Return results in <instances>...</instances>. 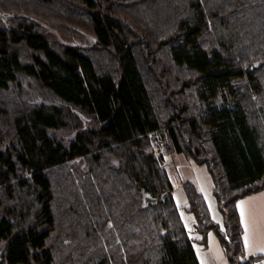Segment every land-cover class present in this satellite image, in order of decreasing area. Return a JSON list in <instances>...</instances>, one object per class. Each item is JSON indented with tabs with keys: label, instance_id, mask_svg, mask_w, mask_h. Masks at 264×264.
<instances>
[{
	"label": "trees",
	"instance_id": "16d2710c",
	"mask_svg": "<svg viewBox=\"0 0 264 264\" xmlns=\"http://www.w3.org/2000/svg\"><path fill=\"white\" fill-rule=\"evenodd\" d=\"M31 8L95 45L57 49L15 13ZM154 143L206 168L222 224L186 182L197 231L249 264L237 203L264 189V0H0V264H203Z\"/></svg>",
	"mask_w": 264,
	"mask_h": 264
},
{
	"label": "rangeland",
	"instance_id": "374dc122",
	"mask_svg": "<svg viewBox=\"0 0 264 264\" xmlns=\"http://www.w3.org/2000/svg\"><path fill=\"white\" fill-rule=\"evenodd\" d=\"M15 13H18L17 17H21L22 20L28 19L36 23L41 32H43L50 39L52 44L57 49L72 46L90 50L95 45V38L88 29L65 20H60L57 16L48 11L42 12L31 8L21 10L15 9ZM17 49L20 51L23 58L24 56L29 55L25 46L20 45ZM157 144L154 143L153 148L157 155L160 156L163 154L164 166L168 171L169 177L175 189L174 191L180 188L182 190L183 184L186 182H191L199 186V179L201 183H204L205 180L207 182L209 181L207 176L210 177V175H208L209 173L204 166L197 165L193 162V160L187 159L182 154L166 153V149L163 146L162 148L156 147ZM197 173L200 176L199 179L197 178ZM215 221L220 225L222 224L221 214L220 218H216ZM195 247L204 262L203 264H206V261H204L202 257L203 254H208L209 260L212 264H229L225 251L214 231H210L207 234L205 243L196 242Z\"/></svg>",
	"mask_w": 264,
	"mask_h": 264
},
{
	"label": "crops",
	"instance_id": "0c3cea01",
	"mask_svg": "<svg viewBox=\"0 0 264 264\" xmlns=\"http://www.w3.org/2000/svg\"><path fill=\"white\" fill-rule=\"evenodd\" d=\"M207 177L209 178V181L207 182L205 180L204 183H201L199 179L200 176L197 173L199 188L208 202L213 218L216 220V218H220V213L212 195V180L209 176ZM183 190L184 189L181 190L180 188L174 191V198L188 236L193 241L194 245L196 242L205 243L202 241L203 238L197 231L196 219L193 213L188 209L187 197ZM237 208L244 230V258L247 259L264 256V189L240 199L237 203ZM202 257L203 260L206 261V264H212L209 260L208 254H203ZM202 263L204 262L202 261Z\"/></svg>",
	"mask_w": 264,
	"mask_h": 264
},
{
	"label": "built area",
	"instance_id": "2783aa9c",
	"mask_svg": "<svg viewBox=\"0 0 264 264\" xmlns=\"http://www.w3.org/2000/svg\"><path fill=\"white\" fill-rule=\"evenodd\" d=\"M246 261H248L249 264H264V256L256 258H247Z\"/></svg>",
	"mask_w": 264,
	"mask_h": 264
}]
</instances>
